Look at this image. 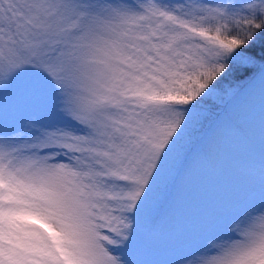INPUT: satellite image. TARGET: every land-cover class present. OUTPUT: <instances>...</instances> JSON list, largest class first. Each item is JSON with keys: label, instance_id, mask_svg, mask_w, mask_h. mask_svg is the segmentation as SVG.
I'll list each match as a JSON object with an SVG mask.
<instances>
[{"label": "snow or ice", "instance_id": "1", "mask_svg": "<svg viewBox=\"0 0 264 264\" xmlns=\"http://www.w3.org/2000/svg\"><path fill=\"white\" fill-rule=\"evenodd\" d=\"M258 77L264 0H0V264H131ZM175 264H264V194Z\"/></svg>", "mask_w": 264, "mask_h": 264}, {"label": "rangeland", "instance_id": "2", "mask_svg": "<svg viewBox=\"0 0 264 264\" xmlns=\"http://www.w3.org/2000/svg\"><path fill=\"white\" fill-rule=\"evenodd\" d=\"M3 104L11 123L10 98ZM226 107L220 134L203 141L211 161L203 163L199 156L181 176L159 231L143 234L139 227L134 232L127 249L131 264H175L183 250L213 227L219 213L264 194V79L258 77L239 96L229 97ZM233 121L246 124L251 141L232 134Z\"/></svg>", "mask_w": 264, "mask_h": 264}, {"label": "trees", "instance_id": "3", "mask_svg": "<svg viewBox=\"0 0 264 264\" xmlns=\"http://www.w3.org/2000/svg\"><path fill=\"white\" fill-rule=\"evenodd\" d=\"M249 72H250V70H249ZM249 72H245L244 73V75L245 76H247V75H249ZM237 79H241V77H236V78H233L231 75H226L225 77H224V79H223V81H222V83L223 84H225V87H228V86H234L235 84H236V81H237ZM244 85H240V87L242 88ZM232 96H234L231 92H229L228 93V95H226L225 97H224V99H223V101H220L219 103H222V105H224L225 107H226V104H227V102L229 101V97L232 99ZM232 101V100H231ZM3 103H6V99L5 100H3V101H0V107H6ZM226 109H227V111H226V113H224L223 115H228V107H226ZM231 113V112H230ZM224 120V119H223ZM234 122H238V121H233V123H232V125L234 124ZM242 123V122H241ZM243 124V126H244V128H246V124H244V123H242ZM232 132H234V133H232L234 136H235V131H234V129H233V127H232ZM242 136H244L245 137V139L247 140V141H249L251 138L250 137H248L245 133L244 134H241ZM251 141V140H250ZM200 147V151H201V155H200V158H201V160H202V162L203 163H208V162H210L211 160L209 159V156H208V154H207V147H205V145L203 144V142L201 143V145L199 146ZM206 153V154H205ZM211 164H212V162H211ZM206 168L207 169H210L211 167H208V166H206ZM213 170V169H212ZM211 170V171H212ZM168 211H169V209L166 211V213H165V217L167 218V213H168ZM165 217H164V219H165ZM140 228H142V227H140ZM145 229V228H144ZM152 231H150V230H148V229H145V231L144 232H141V233H143V234H150ZM178 235H182L183 234V232H178L177 233ZM183 238V237H182Z\"/></svg>", "mask_w": 264, "mask_h": 264}]
</instances>
